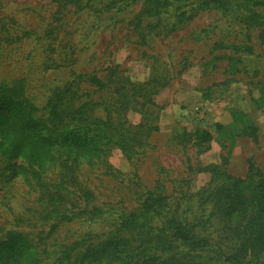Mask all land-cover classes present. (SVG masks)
I'll return each instance as SVG.
<instances>
[{
	"label": "rangeland",
	"instance_id": "1",
	"mask_svg": "<svg viewBox=\"0 0 264 264\" xmlns=\"http://www.w3.org/2000/svg\"><path fill=\"white\" fill-rule=\"evenodd\" d=\"M170 8L0 0V80L29 77L31 97L73 73L106 82L79 85L80 100L90 94L101 105L65 135L86 146L68 158L17 150L0 132V256L33 250L38 264H51L53 250L102 238L151 193L213 250L233 251L236 239L205 190L221 187L212 169L242 178L251 162L264 170L261 28L249 11L211 5L179 21ZM49 59L62 65L44 69Z\"/></svg>",
	"mask_w": 264,
	"mask_h": 264
},
{
	"label": "trees",
	"instance_id": "2",
	"mask_svg": "<svg viewBox=\"0 0 264 264\" xmlns=\"http://www.w3.org/2000/svg\"><path fill=\"white\" fill-rule=\"evenodd\" d=\"M142 1L150 7L148 11L172 7L170 14L179 21L211 5L249 11L264 41V0ZM175 9L180 13L176 14ZM61 65L51 59L43 62L44 69ZM30 81L24 76L0 80L1 135L15 142L17 150L30 149L49 161H54L56 152L68 158L77 146L86 147L84 142L72 141L65 135L87 121L86 114L101 104L90 94L87 100H80L86 94L79 85L87 82L99 90L105 88L106 82L95 75L73 73L72 78L31 97L27 92ZM38 96L43 100H32ZM217 170L211 172L214 181L222 182L221 187H208L206 200L213 203V215L226 220L236 239L230 254L219 248L213 250L207 238L196 234L193 226L171 210L164 196L151 193L137 209L124 211L113 225H107L102 238H77L64 244L62 250H53L51 264H264V170L252 162L243 178ZM97 212L94 210L92 215L97 217ZM40 259L33 250H8L0 256L1 264H38Z\"/></svg>",
	"mask_w": 264,
	"mask_h": 264
}]
</instances>
